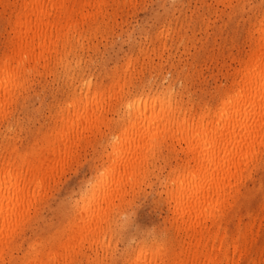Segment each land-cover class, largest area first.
<instances>
[{"label":"bare ground","instance_id":"obj_1","mask_svg":"<svg viewBox=\"0 0 264 264\" xmlns=\"http://www.w3.org/2000/svg\"><path fill=\"white\" fill-rule=\"evenodd\" d=\"M125 2L0 0V16L4 15L7 24L6 37L0 50V123L6 120L11 108L29 90L32 78L56 75L57 69L61 68L65 78L74 80L76 76L79 82L74 86L68 102L60 111L57 110L59 113L54 125L44 132L40 126L39 141L35 134L37 141L34 139V144L26 146L24 150L16 145L10 146L8 141L2 144L5 151L0 156V259L6 251L20 249L21 244L15 243V238L21 232V225L30 220L31 208L38 206L36 203L45 194L49 181L58 169L63 168L64 163L67 164L84 132H91L93 127L102 123L107 112L119 107L123 109L125 125L117 141L111 144L110 164L96 174L94 181L90 178L93 181L91 185L88 180L90 187L87 191L84 188L86 192L81 194L79 202L75 204L74 213L69 214L67 224L62 226L64 229L61 228L58 235L50 236L46 242L37 239V243L28 244L29 249L23 252L20 261L16 263L11 257L9 264H80L83 260L85 264H101L98 261L99 254L107 255L111 248L113 226L117 220L112 214L125 209L121 205L126 194L142 184L141 181L150 174L153 175L155 162L159 158L169 167L162 185L163 197L170 208V231L166 230L171 235L154 236L150 243L145 239V243L143 241L132 255L128 253L130 259L127 264H241V260L254 247L252 227L243 222L244 215L240 212L243 205L241 199L251 190L249 184L252 183V188H260L261 180L255 175L264 169V13L258 15L255 27L248 30L246 54L241 57L239 54V58L231 60L236 61V66L229 73L228 83L214 90V101L186 103L183 98H177V91L170 84L155 88L149 84L150 88L146 86L145 90L141 86L139 91L133 87L134 92L131 75L127 74L131 63L129 58L122 75L113 69L115 72L110 75L113 74L117 79L106 87L84 77L80 72H74L79 60L72 66L69 56L75 53L77 45L92 34L105 30L115 10ZM109 6L114 9L109 11ZM130 201L133 202L132 199ZM251 214L249 218L255 215ZM235 218L237 221L234 223H237L231 228L230 222ZM58 228L54 231L58 232Z\"/></svg>","mask_w":264,"mask_h":264},{"label":"rangeland","instance_id":"obj_2","mask_svg":"<svg viewBox=\"0 0 264 264\" xmlns=\"http://www.w3.org/2000/svg\"><path fill=\"white\" fill-rule=\"evenodd\" d=\"M125 3L126 4H121V6L119 5L118 9L115 10L113 17L105 30L99 31L96 34H92L90 37H88V39L80 41V43L77 45L75 53L69 56L72 66L75 65V61L77 59L79 60V66L76 67L74 72L76 74L77 72H80L84 75V77L89 78L92 81L97 82L98 84H101L102 87H106L117 79L113 74L110 75V73H114L115 71H117L118 74L122 75V71L124 70V68H126L125 62H128L129 58V62L131 63L128 67L129 70H127V74L131 75V88L134 87L137 91H139L142 87V89H144L146 86L147 88H155L160 85L164 87L165 85L170 84L172 87L174 86L173 90L175 92L177 91V98H183V102L186 103H196V101H209V103H212L214 101V90L216 91L219 86H224V84L228 83L227 81H229V73L231 72L232 68L236 66V61L231 62V60L237 59L239 54H241L239 55V57L246 54L245 51H247V45L249 44V31L255 27V23L256 21H258L257 18H259L258 15L261 16L262 12L264 13V0H130V2L129 0H126ZM133 4H135V6H132ZM111 8L113 7H108L109 11H111ZM248 19L251 21H249ZM5 28H7V24L4 15H1L0 50L3 47V42L6 37ZM157 29H159L160 31ZM152 35L153 37H155L153 38ZM170 35H172L173 37H171ZM148 36L149 38L151 36V38L149 39ZM155 40H157V42ZM157 44L160 46L158 47ZM151 47L153 48L151 49ZM141 52H144V54H142ZM130 53L133 54L131 55ZM116 65L119 66L116 67ZM132 66L137 67L132 68ZM115 67L117 68V70ZM161 67L162 69H160ZM118 68H120L121 70ZM113 69H115V71ZM74 77V80L65 78L63 70H61V68H58L56 75L46 77L43 76L40 78L35 77L30 80L28 88L29 90H27V92L23 94L24 97L22 95L19 98V101L13 106L14 108H11V112L7 117L8 119L6 118V120H4L2 124L0 123V145L2 146L0 149V156L1 153L5 151L3 149V145L6 144L7 141V144H9L10 146L16 145L19 149L24 150V148L26 149V146L34 144L36 139L39 141V136L41 134V130L39 131V129L42 128V132H44L54 125L57 114L59 113L57 112V110L60 111V108L64 107L66 102H68L69 96L71 95L74 86L79 83L78 78L76 79V76ZM176 77L177 79H174ZM163 79H165L166 81ZM149 84L152 85L149 87ZM134 88L133 90L135 92ZM147 88H145V90H147ZM25 95L28 100L27 98H25ZM189 99L190 101H188ZM54 111H56L57 113L55 114ZM122 112L123 109L121 107L117 108L113 112H107V115L105 114L106 116H104L102 123L100 122V124L98 125L100 129L97 126L95 128L93 127L91 129V132L90 130L84 132L82 140L76 146L77 148H74V152L72 154L74 156L71 155V158L67 160V164L64 163V165L62 166L63 168L58 169L59 172L57 171L56 174L51 178L52 181H49V184L46 188L47 190L45 189L44 191L45 194H42L39 202L36 203L38 204V206L36 205V208H31L30 220L21 225V232L15 238V243L21 244L20 249H18L19 251L15 249L13 251H6L5 253H3L0 259V264H9V260L11 257H13L14 261L18 263L22 255L26 252V250L29 249L28 244L35 243L37 239H39V241L41 242H46L50 238V236L52 237L54 235H58L61 232V228H63L62 226L65 227V224H67L70 215L74 213V206L79 202L81 194H84L89 189L91 183H93V181L95 180L96 174H98L99 171H102L103 167L106 168L110 164L109 160L111 158L109 151H111L112 148L111 144L117 141L119 132H121V129L125 126L123 123L124 117H122ZM50 113L51 115H48ZM9 122L11 123V125ZM104 122H106V124ZM21 124L22 127L20 126ZM112 125H115V127ZM14 129H16V131ZM103 129L104 131H101ZM105 132L107 133L105 134ZM11 135L14 138H11ZM103 137L106 139L105 141ZM92 138H94V140ZM96 142L98 145L96 144ZM100 142L102 145L100 144ZM103 142H105L106 144H104ZM27 143L28 145H26ZM78 153L80 155H77ZM106 154L109 156H107ZM97 158L100 159L98 160ZM160 159L161 158H159L155 162V171L153 175L150 174L151 176L149 175L146 179L141 181L142 184L140 183V185H137V187L135 186L131 191H128L129 194H126L124 204L121 205V208L125 207L126 210L121 209L120 211H116L114 214H112L117 220L114 219L115 224L113 226L114 230L110 243L111 248H109V252L107 255L101 253L99 254L98 261L101 264H127V260L129 261L130 259L128 253L132 255V252H134V250L140 244L145 243V239L147 243H150V240L152 241L154 236L160 237L164 234L163 236L168 235L166 237H170L171 233L168 232L170 231L168 222V218L170 216V208L165 200V197H163L165 196V194L162 185V179H164V176L166 175L165 173H167L169 167L163 159ZM95 163L97 164V166ZM157 165L159 168H157ZM262 165L264 166V161L262 162ZM162 169L163 171H161ZM263 176L264 169L255 175L256 178L259 177L261 180L262 184L260 188L258 186H254V188H252V183H250V193H247L245 197L241 199L243 205L241 207L242 209L240 213L244 215L243 222L249 223L251 225L252 236L255 240V243L253 244L254 247L251 249L252 251L250 250L246 258L241 260V264H264ZM90 178L93 181H91ZM88 180L90 181V185ZM86 182L88 184H86ZM140 186L141 188L139 189ZM256 187L259 189H257ZM78 188L81 190H78ZM84 188H86V191L84 190ZM74 192L76 194H74ZM131 199L132 201L134 199L135 200L131 203ZM158 200L161 202V204ZM125 203L128 207L125 205ZM259 203L261 206L259 205ZM32 210H34V213ZM124 210L128 211L129 213L125 212ZM251 212V216L254 214L255 215L254 217L250 216L251 218H249V213ZM234 221H237V219L235 218L231 220V228H233L237 223H234ZM162 226L165 229H163ZM57 228L58 232L54 231L57 230ZM157 228L160 232L157 230ZM166 229H168V231ZM22 231L24 234L22 233ZM117 234L118 236H115ZM152 234L154 235L152 236ZM28 239H31L30 242ZM25 240L28 241L26 242ZM112 243H114V247ZM127 244L129 245V247H127ZM126 248L128 250H126ZM254 249L256 252L254 251ZM124 252H126V255H124ZM80 264H85V261L83 260L82 263L80 262Z\"/></svg>","mask_w":264,"mask_h":264}]
</instances>
